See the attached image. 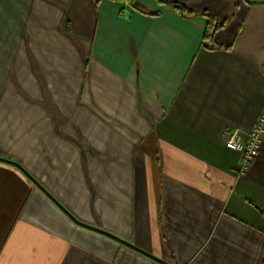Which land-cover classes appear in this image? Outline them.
Returning <instances> with one entry per match:
<instances>
[{
  "label": "crops",
  "instance_id": "1",
  "mask_svg": "<svg viewBox=\"0 0 264 264\" xmlns=\"http://www.w3.org/2000/svg\"><path fill=\"white\" fill-rule=\"evenodd\" d=\"M133 1L0 0V264H264V0Z\"/></svg>",
  "mask_w": 264,
  "mask_h": 264
},
{
  "label": "built area",
  "instance_id": "2",
  "mask_svg": "<svg viewBox=\"0 0 264 264\" xmlns=\"http://www.w3.org/2000/svg\"><path fill=\"white\" fill-rule=\"evenodd\" d=\"M264 139V106L247 132L246 138H242L237 128L228 131L225 145L238 153L239 174H246L259 153V149Z\"/></svg>",
  "mask_w": 264,
  "mask_h": 264
},
{
  "label": "trees",
  "instance_id": "3",
  "mask_svg": "<svg viewBox=\"0 0 264 264\" xmlns=\"http://www.w3.org/2000/svg\"><path fill=\"white\" fill-rule=\"evenodd\" d=\"M95 1L97 2L99 0H95ZM123 1L127 2L134 9H140L139 7H137V5L134 3L133 0H123ZM159 1H162V0H159ZM173 5L175 8L178 9V11L183 16H191V15L196 14L186 9L182 4L174 3ZM200 13L206 17V21H207L205 31L203 34V38H202V45H204L206 48H214L216 47V45L213 42V35L216 30H218L220 27L223 26V22L219 23L215 19L214 15L210 12L202 11Z\"/></svg>",
  "mask_w": 264,
  "mask_h": 264
},
{
  "label": "water",
  "instance_id": "4",
  "mask_svg": "<svg viewBox=\"0 0 264 264\" xmlns=\"http://www.w3.org/2000/svg\"><path fill=\"white\" fill-rule=\"evenodd\" d=\"M113 237V236H112ZM114 238H116V237H114ZM117 240H119V241H121V242H124V241H122V240H120V239H118V238H116ZM141 251V250H140ZM142 252V251H141ZM143 253H145V252H143Z\"/></svg>",
  "mask_w": 264,
  "mask_h": 264
}]
</instances>
